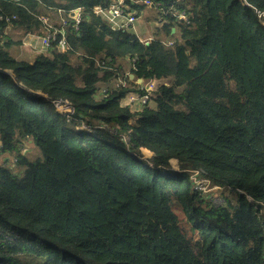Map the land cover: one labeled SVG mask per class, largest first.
Masks as SVG:
<instances>
[{
  "label": "trees",
  "instance_id": "obj_1",
  "mask_svg": "<svg viewBox=\"0 0 264 264\" xmlns=\"http://www.w3.org/2000/svg\"><path fill=\"white\" fill-rule=\"evenodd\" d=\"M151 2L188 23L145 44L94 14L111 0H0V157L21 168L0 164V264H264V0ZM40 17L69 50L14 59L6 28L43 36Z\"/></svg>",
  "mask_w": 264,
  "mask_h": 264
},
{
  "label": "built area",
  "instance_id": "obj_2",
  "mask_svg": "<svg viewBox=\"0 0 264 264\" xmlns=\"http://www.w3.org/2000/svg\"><path fill=\"white\" fill-rule=\"evenodd\" d=\"M134 6H140L145 8H151V0H111V4L106 8L95 7L93 12L104 20L112 31L128 32L131 31L139 17L137 9H131ZM81 8H75L69 11L68 18L73 21L75 29L81 21ZM169 15L174 18L176 23H188V17L184 11H177L174 8H169L167 12H162L157 15L156 25L162 26L166 20L163 16ZM42 25L45 29V35L40 39L41 48L49 51L54 43V47L60 52H66L69 50V45L65 38V27L68 23L65 19H61L60 27H54L52 21L46 17H40ZM174 32V31H173ZM145 44H148L150 38L142 40ZM165 46H170L173 42H166L162 40ZM82 61V59H81ZM98 65H101L98 63ZM118 83H121L119 80ZM119 85V84H118ZM136 92L129 94L126 97L125 104L134 110H139L146 106L149 102L152 91L154 90V83L148 82L144 85L139 84L135 89ZM105 89L100 93L103 94ZM61 101H55L54 105L60 112L72 113V109L68 105H62ZM202 182L198 184V189L206 192V189L202 187Z\"/></svg>",
  "mask_w": 264,
  "mask_h": 264
},
{
  "label": "rangeland",
  "instance_id": "obj_3",
  "mask_svg": "<svg viewBox=\"0 0 264 264\" xmlns=\"http://www.w3.org/2000/svg\"><path fill=\"white\" fill-rule=\"evenodd\" d=\"M145 15H150L149 19L148 18L146 19ZM154 16H155V19H154L155 24L153 23V20H152V17ZM156 18H157V15H156L155 10H152V9L144 10L140 14L138 22H137V24H139V27L136 26L135 29L132 30L131 32H133L134 35H136L138 38H141V39L150 37L151 35H153L154 26L156 25ZM9 28H10L9 30L5 31L6 38L12 41H20L19 44L12 45L8 48L9 54L14 59L30 62V61H33L34 58L39 53L43 52L39 50V45H40L39 40H38L39 38L36 39L35 33L30 34V33L24 32L21 29H17V28L13 29L11 27ZM28 34L32 35L33 37L29 36ZM149 34L150 36H148ZM37 36H40V34L38 33ZM158 38L161 41L165 40V38H163L162 36H159ZM32 39L34 43L31 41ZM193 64H194V60L191 61V65ZM38 95H41V94H35V96H38ZM149 105L152 106V103H150ZM22 145L23 146H21V154L23 156H26L30 161L43 158L41 151L36 147V145L34 144L31 138H29L26 141L24 140L22 142ZM143 155H144V158H148L150 156V154L147 151H143ZM5 162L7 163L6 166L10 170H14V172L16 173L21 172V168H17V167L15 168L13 158L10 157L9 155H3L0 157V164L5 165ZM171 164L174 170H178L175 161H171ZM220 192H221V189L217 187H212L211 189L206 190V193L214 194L211 198H212V202L216 205H220L221 203H223V199H221L219 195Z\"/></svg>",
  "mask_w": 264,
  "mask_h": 264
},
{
  "label": "crops",
  "instance_id": "obj_4",
  "mask_svg": "<svg viewBox=\"0 0 264 264\" xmlns=\"http://www.w3.org/2000/svg\"><path fill=\"white\" fill-rule=\"evenodd\" d=\"M150 8H144L142 11H141V13L144 11V10H149ZM140 13V14H141ZM140 16V15H139ZM146 16V19L148 18L149 19V17H150V15H145ZM138 19H139V17L137 18V20H136V23L134 24V27H133V29L132 30H134L135 29V27L137 26V27H139V24H137V22H138ZM154 19H155V16L154 17H152V20H153V23L155 24V21H154ZM107 27H109V25L107 24L106 25ZM155 26H157V25H155ZM7 30H9L10 28L8 27V28H6ZM31 34V33H30ZM30 34H28L29 36H31V37H33L32 35H30ZM35 37H36V39H38L39 40V43H40V39L42 38L41 36V34H40V36H37V32H35ZM148 36H150V34L148 35ZM150 37H152V35L150 36ZM150 37H146V38H150ZM146 38H144V39H146ZM32 42H33V39L31 40ZM34 43V42H33ZM39 50H43L42 48H41V44L39 45ZM103 90V89H102ZM101 90V91H102ZM100 91V92H101Z\"/></svg>",
  "mask_w": 264,
  "mask_h": 264
},
{
  "label": "water",
  "instance_id": "obj_5",
  "mask_svg": "<svg viewBox=\"0 0 264 264\" xmlns=\"http://www.w3.org/2000/svg\"><path fill=\"white\" fill-rule=\"evenodd\" d=\"M173 31H174V30H173ZM0 72H1V71H0ZM129 77H130V79H133V75H130ZM137 83L141 84V83H142V80H137ZM38 96H40V95H38Z\"/></svg>",
  "mask_w": 264,
  "mask_h": 264
}]
</instances>
